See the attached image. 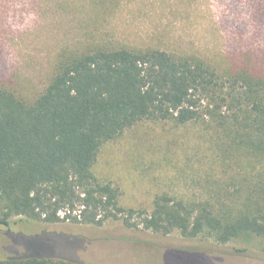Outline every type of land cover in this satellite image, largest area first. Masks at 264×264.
Wrapping results in <instances>:
<instances>
[{
  "label": "trees",
  "instance_id": "16d2710c",
  "mask_svg": "<svg viewBox=\"0 0 264 264\" xmlns=\"http://www.w3.org/2000/svg\"><path fill=\"white\" fill-rule=\"evenodd\" d=\"M143 121L210 135L219 178H206L207 198L162 193L149 211L126 208L118 187L96 176L101 147ZM13 217L94 226L122 220L186 239L256 241L264 255V61L242 57L220 69L158 48L101 44L63 52L31 97L0 84V227ZM19 244L0 264H84Z\"/></svg>",
  "mask_w": 264,
  "mask_h": 264
},
{
  "label": "rangeland",
  "instance_id": "374dc122",
  "mask_svg": "<svg viewBox=\"0 0 264 264\" xmlns=\"http://www.w3.org/2000/svg\"><path fill=\"white\" fill-rule=\"evenodd\" d=\"M101 44L158 48L220 69L242 57L259 64L264 0H0V84L18 94L42 91L63 52ZM215 152L210 135L194 126L143 121L101 147L94 173L118 187L121 206L149 211L162 193L207 198L206 178H219ZM20 242L84 264H264L256 241L186 239L122 220L94 226L13 217L0 227V257L20 252Z\"/></svg>",
  "mask_w": 264,
  "mask_h": 264
}]
</instances>
